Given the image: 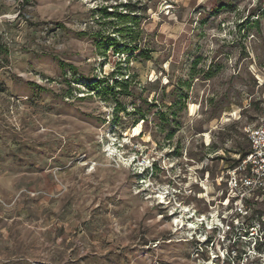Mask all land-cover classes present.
Here are the masks:
<instances>
[{
    "label": "rangeland",
    "instance_id": "obj_1",
    "mask_svg": "<svg viewBox=\"0 0 264 264\" xmlns=\"http://www.w3.org/2000/svg\"><path fill=\"white\" fill-rule=\"evenodd\" d=\"M261 124L264 0H0V264H264Z\"/></svg>",
    "mask_w": 264,
    "mask_h": 264
},
{
    "label": "built area",
    "instance_id": "obj_2",
    "mask_svg": "<svg viewBox=\"0 0 264 264\" xmlns=\"http://www.w3.org/2000/svg\"><path fill=\"white\" fill-rule=\"evenodd\" d=\"M250 150L244 158L239 159L238 165L231 171L230 187L235 193L236 210L233 219L225 220L226 231L229 232L233 227V222L240 221V218H247L251 212L249 201L264 197V124L249 126L245 129Z\"/></svg>",
    "mask_w": 264,
    "mask_h": 264
},
{
    "label": "trees",
    "instance_id": "obj_3",
    "mask_svg": "<svg viewBox=\"0 0 264 264\" xmlns=\"http://www.w3.org/2000/svg\"><path fill=\"white\" fill-rule=\"evenodd\" d=\"M30 2V0H23V5H27L28 3ZM104 13H106V14H108V12L106 11V9H104V10H102ZM151 58H148V55H147V60H150ZM117 74H115V75H113L114 76V86H116V87H118V88H122L124 85H127V82H124L123 80H121V78L120 77H123L124 76V74L122 73V72H116ZM143 121H144V123H145V119L143 118L142 119ZM248 153H246V152H244V153H242L241 154V158H244L246 155H247ZM238 163H239V161H238ZM254 201V200H253ZM255 201H257L256 199H255ZM252 202V200L251 201H249V203H251ZM253 214H255V211L254 212H250L249 213V216L247 217V218H240V220H243L244 221V223L246 222V223H248V219H250L252 216H253ZM234 223H236L235 221L233 222V226H234ZM244 231V230H243Z\"/></svg>",
    "mask_w": 264,
    "mask_h": 264
},
{
    "label": "bare ground",
    "instance_id": "obj_4",
    "mask_svg": "<svg viewBox=\"0 0 264 264\" xmlns=\"http://www.w3.org/2000/svg\"><path fill=\"white\" fill-rule=\"evenodd\" d=\"M260 76V75H259ZM259 79L261 80V81H263V79L261 78V77H259ZM196 109H197V107H196V105H191L190 106V113H191V116H194L195 115V112H196ZM208 130V129H207Z\"/></svg>",
    "mask_w": 264,
    "mask_h": 264
}]
</instances>
